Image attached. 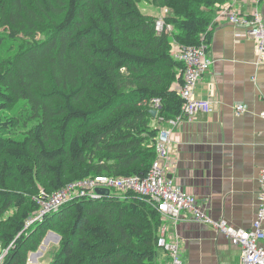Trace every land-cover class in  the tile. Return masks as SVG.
<instances>
[{"label":"trees","instance_id":"1","mask_svg":"<svg viewBox=\"0 0 264 264\" xmlns=\"http://www.w3.org/2000/svg\"><path fill=\"white\" fill-rule=\"evenodd\" d=\"M230 1L0 0V264H29L50 230L60 241L48 264H160L165 220L133 193L75 198L28 222L42 191L147 175L159 125L184 104L174 46L210 45ZM144 3L168 9L170 32Z\"/></svg>","mask_w":264,"mask_h":264},{"label":"crops","instance_id":"2","mask_svg":"<svg viewBox=\"0 0 264 264\" xmlns=\"http://www.w3.org/2000/svg\"><path fill=\"white\" fill-rule=\"evenodd\" d=\"M224 6L244 16L258 11L264 20V0H231ZM221 9L214 15L208 49L214 62L195 91L197 99L215 102L214 111L200 112L176 126L163 122L159 126L171 131L169 175L175 184L194 195L210 216L248 229L256 218L264 168V60L258 58L257 43L246 29L232 24ZM166 11L161 8L155 14ZM240 103L246 109L238 113ZM185 216L176 225L167 222L169 239L176 234L181 239L183 264L241 263L240 245L212 226L191 220L188 213ZM158 259L169 264L163 249Z\"/></svg>","mask_w":264,"mask_h":264},{"label":"built area","instance_id":"3","mask_svg":"<svg viewBox=\"0 0 264 264\" xmlns=\"http://www.w3.org/2000/svg\"><path fill=\"white\" fill-rule=\"evenodd\" d=\"M222 14L229 18V21L237 26L246 29L247 34L257 43V53L260 60H264V20L258 11L250 16L240 15L231 7L223 6ZM166 11L165 14H167ZM164 15L157 18L155 28L157 32H170L172 26L166 23ZM209 46L202 42L200 45L179 47L174 46L175 57L184 62L183 84L180 87V94L184 99L181 113L175 118L164 120L163 123L176 126L179 123L192 119L200 112L210 113L214 111L215 102L212 99H197L195 91L198 83L213 65V59L208 55ZM159 99L154 100L157 107ZM246 106L240 103L236 106V111H245ZM264 122V111L261 113ZM171 131L167 127L161 128L157 139V157L153 162L146 176H113L97 175L70 182L61 189L51 194L42 191L40 198V211L31 218L28 226L36 220H42L46 213L58 210L66 202L75 198H101L105 193L100 189H108L109 194H117L126 197L133 193L141 196L146 201L152 203L162 214L165 223L160 228L158 246L166 251L169 256V264H183L182 242L178 234L169 239L167 235V222L174 225L184 219L186 213L190 219L206 225L212 226L219 232L227 235L232 243L240 245L242 248V260L240 264H264V168L259 177L258 210L256 218L250 228H237L228 223L224 218H214L207 214L199 205L197 198L183 191L177 186L169 172L172 165L171 159Z\"/></svg>","mask_w":264,"mask_h":264},{"label":"rangeland","instance_id":"4","mask_svg":"<svg viewBox=\"0 0 264 264\" xmlns=\"http://www.w3.org/2000/svg\"><path fill=\"white\" fill-rule=\"evenodd\" d=\"M142 8L147 11L149 14H155V12L158 10L154 8L152 5L144 3L142 4ZM173 40V39H172ZM113 194V191H112ZM52 231V230H50ZM54 232V231H52ZM52 232L47 233V237H45V241L43 240L42 244L40 245L39 249L33 253L30 252L28 263L29 264H48L51 260L52 254L57 249L60 238H58L57 233L56 235ZM55 233V232H54ZM159 252H162V248ZM161 254V253H160ZM4 253H1V246H0V259L3 257Z\"/></svg>","mask_w":264,"mask_h":264},{"label":"water","instance_id":"5","mask_svg":"<svg viewBox=\"0 0 264 264\" xmlns=\"http://www.w3.org/2000/svg\"><path fill=\"white\" fill-rule=\"evenodd\" d=\"M152 114L154 115V116H157V114H158V110H152ZM169 177L170 178H172V176L171 175H169ZM101 193H105V194H109V190L108 189H100L99 190ZM49 232H52V231H49ZM52 233H54V232H52ZM48 234H50V233H48ZM54 234H56V233H54ZM57 236H58V238H60V236L57 234ZM47 237V236H46ZM46 239V238H45ZM45 239H44V241H45ZM33 253H37V252H33Z\"/></svg>","mask_w":264,"mask_h":264}]
</instances>
